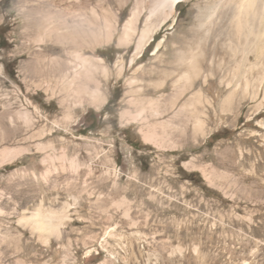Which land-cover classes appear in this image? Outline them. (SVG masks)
<instances>
[{"label": "rangeland", "instance_id": "rangeland-1", "mask_svg": "<svg viewBox=\"0 0 264 264\" xmlns=\"http://www.w3.org/2000/svg\"><path fill=\"white\" fill-rule=\"evenodd\" d=\"M81 1L0 0V159L25 149L0 164V264H264V89L229 95L228 36L191 66L182 2L139 56L134 1ZM41 202L58 235L21 223Z\"/></svg>", "mask_w": 264, "mask_h": 264}, {"label": "bare ground", "instance_id": "bare-ground-1", "mask_svg": "<svg viewBox=\"0 0 264 264\" xmlns=\"http://www.w3.org/2000/svg\"><path fill=\"white\" fill-rule=\"evenodd\" d=\"M66 1L75 2L81 7L83 5L81 0ZM110 1H113L118 5L119 12L124 10L127 5L131 4L134 1L132 9L131 7L128 8L131 9L130 16L124 23L123 32H125L126 36H129L131 32H139L137 34L138 36L136 46V52L139 53V56H142L144 49L149 45L155 33L162 27H164V25L170 24L172 29L176 28V24L179 19L178 11L180 4L182 2L191 3V24H189L188 27L181 30L180 32H197V40L199 39V41L193 39L195 41V47L196 44L198 45L197 47H200L201 45L203 47L201 54H199V56L201 57H199L200 60L197 59L198 57L195 55H192L193 58L191 57L190 59H188L191 66L195 68L199 65L200 67V65H202L203 62L206 61V56L208 55L207 53H209V51H213L210 58V62H213L214 58L216 57V54L214 52L216 51V47L212 46L209 48L207 42L209 41V39L211 41L212 37L215 36H218L219 38H225L226 36H228L223 40V50H227L229 54L231 52L230 55H233L234 57L237 56L242 58L241 66L243 67V70H241L239 73L241 74L242 72L241 76L239 77L240 79H235V84L233 86L234 88H232L229 95H233L237 92L238 88H240L239 86L242 85V79L244 80V78V83H246V86L253 87L252 89H254V93L256 95L255 98H257L260 92L264 89V0ZM146 10H148V15L144 19L143 16L145 15L144 13ZM142 19H144V21ZM139 24H142V28H138ZM133 35L135 34L133 33ZM229 37L231 40L230 43L232 48L225 47L226 40H228L227 38ZM202 38L204 39V44H202L203 42H200V39ZM188 46L189 45H187V47ZM180 52H182V50ZM189 76L182 75V79H186ZM228 84H230V82ZM148 108L150 111V107ZM150 113V115H154L155 111H151ZM14 151L15 152L11 153V151L9 150H3L0 164H2V162H7L10 158L14 159V157L23 154L25 152V149ZM36 208L37 209L31 214L30 217L24 216L22 218L21 223L25 225V228H29L34 234H39L41 238H50L55 234L58 235L61 224L66 219H68L69 216L66 208L58 212L47 209L42 202Z\"/></svg>", "mask_w": 264, "mask_h": 264}, {"label": "trees", "instance_id": "trees-1", "mask_svg": "<svg viewBox=\"0 0 264 264\" xmlns=\"http://www.w3.org/2000/svg\"><path fill=\"white\" fill-rule=\"evenodd\" d=\"M156 40H157V38H156Z\"/></svg>", "mask_w": 264, "mask_h": 264}]
</instances>
